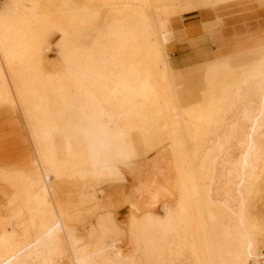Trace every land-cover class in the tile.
I'll use <instances>...</instances> for the list:
<instances>
[{"label":"bare ground","instance_id":"bare-ground-1","mask_svg":"<svg viewBox=\"0 0 264 264\" xmlns=\"http://www.w3.org/2000/svg\"><path fill=\"white\" fill-rule=\"evenodd\" d=\"M226 1L0 0V113L9 109L22 114L32 148L0 149V184L12 190L2 209L9 227L0 232V264H55L54 255L65 246L72 264H264L256 241L264 219L256 227L246 215L264 175V54L248 64L251 70L235 88H228L226 107L192 150L186 123L182 125L180 134L189 147L183 160L177 158V200L171 208L164 204L161 214L143 212L130 202L126 230L114 213L106 212L81 236L66 214L81 212L97 196V187L91 183L81 189L71 178L61 179L68 171H57L61 159L71 163L69 176L83 179L123 171L128 165L122 159L134 163L131 136L119 126L112 128L116 104L111 102L119 94L130 101L133 86L147 96L154 89L158 99L168 92L167 101L172 98L178 111L187 112L164 53L172 35L160 33L161 24ZM116 15L119 21L112 20V25L99 21ZM119 29L136 35L117 37ZM85 31L115 33H102L108 47L114 40L123 42L114 51L116 42L110 45L113 52L104 54L105 60L85 57L94 65L84 68L80 57L85 54L80 56L79 48L85 43L88 50L97 43L104 48L101 33L82 42ZM49 53L57 56L55 63L49 62ZM168 105L157 108L153 117L165 120L163 127L170 133L177 123L167 122ZM12 123L9 129L0 124V138L15 135ZM83 139L88 150H81L87 145ZM56 197L65 212L58 210ZM12 208L17 212L7 222ZM126 236L131 242L127 252L118 241ZM85 238L91 243L82 244Z\"/></svg>","mask_w":264,"mask_h":264},{"label":"rangeland","instance_id":"rangeland-1","mask_svg":"<svg viewBox=\"0 0 264 264\" xmlns=\"http://www.w3.org/2000/svg\"><path fill=\"white\" fill-rule=\"evenodd\" d=\"M116 17L117 15L114 17L109 16L107 19H100L99 21L101 24L111 23L110 25H112V20L115 19V22L119 21L117 20L118 17ZM207 19H211V17H202L201 15L186 17L182 22L178 21L177 26H180V24L182 25L183 22L185 24L193 21L195 23H199L200 21ZM90 26H93V24ZM103 32L105 31L83 32L82 35L84 36L82 38V42H86L88 39H90L89 37L91 36L96 35L97 37H100L99 35L101 33V37L99 38V44L102 45V42L104 41L103 43L105 45L103 44V46L106 49L104 50V48L102 46H99L98 43V47H92V49L89 48V50L88 46H86V43L82 45V47H80L81 49L79 48L81 52L77 49V52H80V56H82V54H85L83 55L84 57H80V59H82L80 65L81 67L84 66V68H90L94 65L90 63V61L88 64V61L84 60L85 57L86 60L87 58H89V60H93L94 58L101 56L100 59L105 60L107 58V55H105V59L103 55L106 53H110V51L113 52L115 50L114 48H117L116 46L123 42V40L120 41V39H118L117 41L114 40V42L111 44L109 42L108 45L110 44L111 46L114 45L116 42V45L112 46V51L111 48H109L111 46H107V39L105 38L113 35L114 37H116L115 33L117 37L119 35L127 39L136 35L133 31H121L120 29L115 33H112V35H106L105 33L107 32ZM102 33L105 34V36L107 37H104V35L102 36ZM85 47L87 49H85ZM101 48L103 51L101 50ZM124 50L125 52L127 50V52L131 53L130 51H128L129 49L124 48ZM56 58L57 56L55 55V53L48 54L49 62L55 63ZM249 70H251L250 67L247 68L246 72ZM115 72L117 71L114 70L112 74H114ZM147 81L149 82L150 80ZM131 91L132 98L130 101L127 100L126 97L121 94H119L118 96V101L113 100L112 98L111 102H114L116 104V115L114 121L112 122V128H116L117 126H119L120 128L126 130V133L128 132L130 134L131 140H129V146H131L132 149L131 151L135 160L134 163L131 160L122 159L120 160V163L122 165H128L122 166L123 171H113L112 174L105 171V175H89L85 179L78 176L77 174H70L69 176V173L72 171L69 167L71 166V163L64 162L63 159H61L60 161V163H62L61 167L57 169V171H68L66 177L61 179L67 180L71 178L73 184L79 185L81 189H85V186L87 184L90 186L91 183H95L97 187V196L93 198L92 201L89 202L81 212H71L69 210L66 214V217L69 218V225L75 231H78L79 235L81 236H86L91 226L95 224L98 217L106 212L114 213V216L117 222L120 224V227L126 230L127 220L129 219V216L131 214V210L129 207L130 202L138 204L143 210V212L154 211L158 214L162 213L161 207H164V204H166L165 206L169 208L173 207L175 201L177 200L175 198L174 189L172 187L176 186L174 184L177 177L176 173L178 172L179 175V170L177 167V158L183 160L184 155L188 153L186 151L187 146L189 147L188 143L185 142L183 134H180L181 132L183 133V131H181L182 125L186 123V128L188 130V138L191 139L192 143V145H190L191 148L189 147V149L192 150V147H194V145L199 144L201 143V141H203L205 134L208 132L210 127L212 128L216 120H214V117H216L218 115V112L222 111L228 103L218 102L219 100L225 99H222L223 95L213 96L210 92L205 95L203 99L201 98L203 100V103H201L200 105H194L193 108L186 107L187 112L185 113L176 109V105L174 104V102H172V98H169V100L167 101L169 95L168 92L165 95L166 97L163 96L158 99L157 95L154 92V89L149 90L150 94L148 96L146 95V93L141 92L140 87L133 86L131 87ZM230 91L228 90L227 92L230 93ZM133 101H135L133 104H129ZM168 102H170L169 105ZM134 104L137 105V108H135V110L133 108L135 106ZM166 104L168 105V108H166L167 114L165 115L167 122L172 120L177 123V128L170 133H168L167 130L163 127L165 120H156L155 116L153 117V113L157 112V108H159L160 106L166 107ZM1 112L2 113H0V124L6 126L9 129V125L13 122L16 128V132L15 135L6 138L5 141L2 140L0 142V149H4L7 146V152H9L10 150H12L13 146L16 145V148L21 151H31L32 148L29 144L27 136L28 134L25 128V122L22 118V114L20 112H17V114L14 115L9 109H4ZM134 138H136L140 142V147L136 145ZM83 141L87 145L81 148V150H88L90 148V144L87 142V140L83 139L82 142ZM132 143L135 147L132 146ZM168 147L173 150L172 154L174 156L175 167L177 169V172L175 171L174 166H172L171 164L172 156L170 152L168 150H162L163 148ZM140 148H143L144 150H139ZM92 161L95 162L94 159H92ZM156 162H158L160 168L154 167V164ZM163 162H169V166L165 165ZM57 164L58 163H56L55 161L52 162L53 167H57ZM78 164L81 163L78 162ZM44 166L47 167V165ZM100 168L102 167H98V169ZM143 175H145V177H143ZM33 177L35 179H39L38 176ZM9 188L10 185L8 186L0 184V232L2 229L4 230L9 227V224L5 222L6 218L4 217V213L2 210L4 205L7 203L10 194L12 193V190ZM137 190H140V193H138ZM54 199L56 200V202H58V210H62L65 212L64 207L60 205L61 202L58 201L59 199L57 197ZM10 212L12 215L7 218V222L9 221L8 219L12 221V217L16 214L17 210L16 208H12ZM246 215L249 219L253 220V224L256 227L261 225L262 220L264 219V175L262 176V180L257 185L256 194L249 200L246 209ZM259 220L261 222H259ZM246 230L251 231L250 227H247ZM256 237L257 244L260 247L261 252L264 254V231L257 234ZM118 241L119 243L121 242L119 248L122 247V249L126 252L131 251V242L130 239L127 238V236L120 237ZM84 243L91 242L89 239L85 238L82 244ZM54 256L55 257H53V259H55V264L71 263V252L69 250V247L65 246L63 253H59ZM24 257H21L23 260L20 258L23 262L27 259Z\"/></svg>","mask_w":264,"mask_h":264},{"label":"crops","instance_id":"crops-1","mask_svg":"<svg viewBox=\"0 0 264 264\" xmlns=\"http://www.w3.org/2000/svg\"><path fill=\"white\" fill-rule=\"evenodd\" d=\"M199 15L210 16L211 19L199 23L183 22L177 26L178 21L182 22L186 17ZM161 32L164 35L168 33L172 35V40L166 44L164 53L169 57V68L175 74L177 87L181 86L179 94L182 103H187L186 107L187 105L192 107L203 103V97L210 92L213 96L217 95V91L223 95L222 99H226L218 102L227 103L230 96L228 88L236 87L238 80L249 67L248 64L257 63L264 54V0H229L213 7L193 10L183 16L165 19L160 27ZM219 61L222 63L218 64ZM221 66L224 69L219 68ZM218 73L225 74V77H220ZM133 108L135 110L137 105ZM5 139L0 138V142ZM134 141L140 147V142L136 138ZM162 150L170 152L171 164L177 172L173 150L170 147ZM163 163L169 166V162ZM154 167L160 168L158 162ZM176 174L178 180V172ZM177 180L174 183L176 186H172L175 191L179 182Z\"/></svg>","mask_w":264,"mask_h":264}]
</instances>
